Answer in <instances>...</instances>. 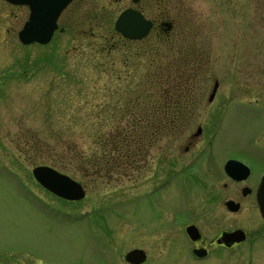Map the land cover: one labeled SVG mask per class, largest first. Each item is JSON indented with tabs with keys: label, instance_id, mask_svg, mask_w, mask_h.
Masks as SVG:
<instances>
[{
	"label": "rangeland",
	"instance_id": "1",
	"mask_svg": "<svg viewBox=\"0 0 264 264\" xmlns=\"http://www.w3.org/2000/svg\"><path fill=\"white\" fill-rule=\"evenodd\" d=\"M180 1L192 7L187 25L195 44L208 56L199 71V113L187 133H194L199 124L205 132L218 133L208 153L210 174L218 175L224 154L244 153L250 151L248 145L258 147L257 140L264 142V11L248 8L250 0ZM110 2L78 0L69 12L79 28L57 33L46 45H23L17 31L24 13L0 0V264H99L102 216L123 207L129 210V203L117 204L131 194L126 178L94 187L88 198L69 202L44 190L32 176L33 166L47 164L86 180L69 157L82 151L90 154L95 148L96 120L89 112L102 102L101 92L93 89L105 78L96 81L88 60V32L81 30H88L87 10L91 14L94 7ZM112 6L102 8L98 19L104 30L113 28L119 14ZM216 79L220 85L209 103ZM183 138L168 147L173 154L185 143ZM17 148L23 149L22 157ZM161 149L159 144L153 150ZM174 164L162 172L167 175L172 167L178 171L179 162ZM191 171L168 184V196L183 197L178 202L182 203L187 197L214 196L220 190L205 189L206 181L202 185ZM157 203L152 196L141 197L136 211L152 215ZM180 239L183 243V236ZM261 260L264 264V252ZM232 261L244 264L240 261L246 259L235 256Z\"/></svg>",
	"mask_w": 264,
	"mask_h": 264
},
{
	"label": "flooded vegetation",
	"instance_id": "2",
	"mask_svg": "<svg viewBox=\"0 0 264 264\" xmlns=\"http://www.w3.org/2000/svg\"><path fill=\"white\" fill-rule=\"evenodd\" d=\"M77 1H72L59 16L53 39L57 33L77 29L72 11L69 12ZM113 4L118 7V13L126 8L140 11L146 19L153 22L147 37L165 40L174 38L180 24L186 26L194 13L191 6H186L184 2L182 4L180 0H111L108 5L94 7L91 14L87 10L84 19L89 23L98 21L102 8L113 7ZM246 6L263 12L264 0H250ZM16 8L24 13L20 29L28 18L29 8L26 5H17ZM81 31L85 33L86 29ZM189 103L196 108L199 105L196 100ZM197 110H194L193 121L196 113H199ZM199 126L202 127L201 133H197ZM199 126L194 133L185 132L180 137H184L185 143L180 145L176 154L168 148L149 149L132 158L129 173L121 178L130 181L131 194L117 202L124 206L129 203V210L126 212L123 207L121 212L104 218L102 216L98 225L99 264H234L236 262L232 259L235 256L246 259L240 263L263 264L261 253L264 252V218L259 210L257 193L264 175V142L257 140L258 147L248 145L250 151L244 153L224 154L220 159V172L212 175L208 167V153L215 147L218 133L205 132L203 125ZM17 149L22 157L23 149ZM230 160L242 163L238 166L241 167L238 177H233L226 171ZM175 162H179L178 171L175 172L172 167L167 175L162 172L167 165L173 166ZM185 171H191L196 180L202 179V185L206 181V186L203 185L205 189L220 190L214 196L194 195L187 197V201L178 203L183 197L168 196L166 189L175 180L181 181L178 179ZM157 176V181L151 184V179ZM82 184L86 199L94 187L88 177ZM99 186L97 188L101 189ZM147 196L158 201L156 212L152 215L136 211L137 202L141 197ZM229 201L237 204L236 210L230 209ZM101 208L99 206L96 210L100 211ZM145 208L144 206V210ZM189 227H195L194 236L189 234ZM237 230L244 232V239H224L226 233ZM181 236L184 238L183 243ZM159 243L160 245H156ZM154 248L160 250L154 251ZM135 249L145 252V260L132 262L127 259V254Z\"/></svg>",
	"mask_w": 264,
	"mask_h": 264
},
{
	"label": "trees",
	"instance_id": "3",
	"mask_svg": "<svg viewBox=\"0 0 264 264\" xmlns=\"http://www.w3.org/2000/svg\"><path fill=\"white\" fill-rule=\"evenodd\" d=\"M88 25V60L96 81H105L93 89L102 102L89 112L96 120L95 148L69 163L96 188L126 177L133 157L159 144L166 149L187 132L198 109L189 102L201 99L199 71L208 56L184 24L174 38L137 41L104 30L99 20Z\"/></svg>",
	"mask_w": 264,
	"mask_h": 264
},
{
	"label": "water",
	"instance_id": "4",
	"mask_svg": "<svg viewBox=\"0 0 264 264\" xmlns=\"http://www.w3.org/2000/svg\"><path fill=\"white\" fill-rule=\"evenodd\" d=\"M11 4H24L29 6L30 15L22 29L18 32V37L23 44L40 43L47 44L51 41L55 30L57 29V20L63 10L72 2V0H6ZM152 27V22L147 20L139 11L128 8L125 9L115 22V29L129 39H142L145 37ZM219 81L216 80L214 87L209 96L211 102L217 89ZM202 132L199 126L197 133ZM242 163L230 160L226 165V171L233 177H238ZM35 179L47 190L55 195L68 200H81L85 197V189L83 185L64 174L57 169L48 165H38L32 170ZM258 204L260 212L264 218V176L258 190ZM228 206L231 210L237 209L234 201H229ZM195 227H189L188 231L191 236L195 235ZM242 230L226 233L224 239L233 241L234 239H244ZM145 252L135 249L127 254V259L132 262H141L145 260Z\"/></svg>",
	"mask_w": 264,
	"mask_h": 264
}]
</instances>
